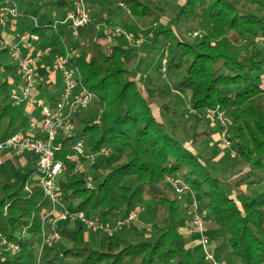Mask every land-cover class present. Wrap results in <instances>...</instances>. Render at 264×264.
Masks as SVG:
<instances>
[{
    "label": "trees",
    "instance_id": "trees-1",
    "mask_svg": "<svg viewBox=\"0 0 264 264\" xmlns=\"http://www.w3.org/2000/svg\"><path fill=\"white\" fill-rule=\"evenodd\" d=\"M32 1L37 3L36 11L20 15L36 16L40 27L31 30L41 41L49 40L58 54L64 53L72 29L59 26L54 31L51 24L53 14L70 9L72 0ZM159 2L88 0L90 8L94 4L102 13L93 16L92 12L91 22L79 28L69 48L78 51L71 62L95 96L101 123L86 110L80 112L74 133L60 136L56 153L66 166L59 181L65 205L71 202L74 210L98 214L102 222L110 223L139 212L152 200L157 204L154 216L150 224L135 227L130 234L124 230L118 237L99 235L97 249L86 245L84 225L71 228L70 222H61L57 229L62 239L48 249L44 264H212L187 239L189 233H197L191 213L185 211H190L195 193L217 259L221 261L220 248L228 246L239 264H264V192L254 194L248 188L264 183V0L180 2L170 23L176 26L183 20L200 38L194 43L176 38L169 25L159 24L152 35L153 51L147 55L173 41L175 45L165 72L149 73L142 70L140 60L131 67L136 54L123 44L105 48L98 27L104 23L114 27L118 22L113 15L120 7L126 8L119 22L126 28L128 14L134 20L158 19ZM60 84L62 89L61 76ZM55 86L47 76L39 78L37 91L53 107L61 95ZM13 90L8 80L0 83L1 141L30 131L31 116L24 103L10 101ZM152 105L157 106L159 119ZM216 107L230 122L234 151L246 165L228 187L209 168L211 158L199 149L213 135L201 114ZM79 139L84 140L86 153L109 148L110 155L118 151L119 158L108 164L99 157L95 169L83 159L87 165L75 171L73 146ZM37 171L30 168L17 188L0 184V234L21 246L0 264H24L29 243L42 236L44 217L53 206L39 182L30 180ZM181 176L189 186L186 202L169 181ZM87 180L97 183L88 187Z\"/></svg>",
    "mask_w": 264,
    "mask_h": 264
},
{
    "label": "built area",
    "instance_id": "built-area-1",
    "mask_svg": "<svg viewBox=\"0 0 264 264\" xmlns=\"http://www.w3.org/2000/svg\"><path fill=\"white\" fill-rule=\"evenodd\" d=\"M74 4L66 11L64 20H55L51 26L52 29H58L59 25L70 26L73 36H78L80 27L88 24L92 20V10L88 0H73ZM20 16V11L14 1L0 2V25L6 26L9 18L16 19ZM34 27H40L39 19L31 15ZM100 27V26H99ZM98 27V28H99ZM103 34V44L112 43L115 35L125 33L123 28L110 29L105 25ZM130 38V34H126ZM41 42V36L32 30L24 31L17 35L15 39L9 42L7 39H0V50H7L12 58L18 63V71L21 78V92L13 90L10 94L12 105H18L21 102H30L40 110V119H31L30 131L28 133L18 132L7 140H0V165L3 163V155L6 150L10 149L14 154H20L24 151H30L37 156V168L39 174V184L45 194L52 201V210L44 217L43 220V240L47 243L59 241L62 235L57 229L61 222H79L82 225L89 226L95 230L102 231L104 234L111 235L122 227L128 225L131 221L136 220L139 216L138 211H132L126 218L115 221L114 225H107L96 218H88L83 211L69 209L63 203L59 193L58 177L61 176L66 166L63 161L56 158V153L61 146L57 143L61 135H70L74 133V120L80 112L86 110L93 104L95 96L83 82L80 69L73 65L71 59L77 55V50L65 45V52L56 55L54 69L60 74L62 79L61 95L55 106L45 101L42 97L36 96L39 84L38 63L44 55H50L55 49L54 45H48L45 50L35 53V46ZM34 48V49H33ZM210 117H214L224 126V132H227V119L219 110L209 109L206 112ZM97 124L101 123V114L95 120ZM222 142L230 147L231 141L224 136ZM75 171H80L83 159L94 163L99 157H108L112 153L109 148L102 149L93 153H86L85 142L79 139L73 146ZM172 186L176 193L186 192L189 186L184 181L171 180ZM87 186L92 187V181L87 180ZM29 189V185H26ZM192 225L199 234L202 244L205 248V257L212 264H221L215 254L206 246L210 245V238L207 235L205 219L200 212L199 203L193 198L190 205ZM0 246L8 252H19L21 246L13 241L8 240L0 234Z\"/></svg>",
    "mask_w": 264,
    "mask_h": 264
},
{
    "label": "rangeland",
    "instance_id": "rangeland-1",
    "mask_svg": "<svg viewBox=\"0 0 264 264\" xmlns=\"http://www.w3.org/2000/svg\"><path fill=\"white\" fill-rule=\"evenodd\" d=\"M4 1H8V0H0V2H4ZM10 1H14L19 11L22 13L26 11L33 12V11H36L37 9V6H36L37 3L33 2L32 0H10ZM92 1L93 0H90L91 3ZM183 1L184 0H160L158 4V9H157L159 13L158 19L145 18L143 20H140V19L134 20V18L131 17L129 14L127 16L125 15L127 19V23L130 24L127 28L119 23L121 18L124 16L123 14L126 10L125 7H120V9L116 10L117 12H115L113 15L114 19H116V22L118 23L115 24L114 27L108 24H105V23L100 25L99 34L100 35L104 34V31L106 29L105 25L109 27L110 29H115L118 27L123 28L125 33H123L122 35L116 34L112 43L108 44L107 47L114 45L115 43H121L125 46V48H127V50H130L133 54H136V58L131 64V67H135L138 61L140 60V64L142 65L140 67L142 68L143 71L148 70L149 73H156L160 69L161 72H165V69H166L165 67L167 65L169 56L172 53V48H173V45H175V41L171 42V44L167 47L163 46V47L156 49L153 52V54H151V56L147 55L150 51H153L152 50V35L156 31V28L159 24L169 25L176 38H179V37L186 38L188 41L192 43L198 41V39L200 38V35L196 31L191 30L192 27L184 23L183 20L180 21L178 25L176 26L170 23V19L174 16L175 12L177 11L179 7L178 4ZM73 4H74V1H72L71 5ZM91 9H93L92 10L93 16H96L102 13V10L99 7H96L94 4H92ZM45 11L46 10L43 9V12ZM53 15H54L53 16L54 21L64 20V18L66 17V10L61 15H58L56 12ZM16 19L19 24L17 26L11 25L12 21H9V20L7 21L8 23L6 26L0 25V39L10 38V36H12V33H14V35L15 34L21 35L24 31L31 30L32 27H34V22L31 19V15H20ZM16 19H11V20H16ZM59 26H62L63 29H66L65 25H59ZM54 31H56V29H54ZM127 33L130 34L131 36L130 38L126 37ZM134 33H137V35H134ZM244 37L247 38L246 35H243V38ZM62 38H63L62 42L64 43L65 39L64 37ZM75 39L76 37L72 36L67 46L68 47L71 46L72 42ZM48 41L49 40H43V43L41 44L42 46H40L41 48L40 47L37 48V52H39L38 50H42V51L45 50V48L48 47L49 45ZM56 55H58V53L56 52L55 49L49 55L51 57V62L53 63V65L51 64L47 65V69L50 71L55 70L53 66H54V61L56 59ZM40 64L42 63L41 62L38 63L37 73H38V77L42 78L43 75L41 74V71H40ZM146 64H149V67H146ZM14 74L15 76L19 74L17 61L10 56L7 50L5 51L0 50V83L4 82L5 80H8L14 90H16L17 92H21L22 91L21 85L15 84L13 80H11V77ZM168 76L169 75H167L166 77L164 76V79L168 80L169 78ZM177 76H180V74H177ZM55 87H58L59 89H61V84L59 80H58V85ZM34 93L36 96H40L38 91H35ZM31 107L34 108L35 107L34 104L33 105L31 104ZM216 108H208L207 110L216 109ZM152 110H153V113L156 115V117L159 119L160 117H159V111H158L157 106L152 105ZM191 111L195 112L194 110H191ZM86 112L90 114L93 121H95L97 117H99V115L101 114L100 108L95 107L94 104L90 105L86 109ZM206 112L201 114V116L205 120V124H207V126L212 130L213 135L207 141L203 142L201 146L199 147V149L202 152H206L207 156L211 158V161L209 163V168H211L215 172V174L224 181L223 186L228 187L231 185L230 180L233 178V176L239 171L246 168V165L239 158L238 154L234 151L235 142L232 141L231 139L233 137V128L230 122L228 121L227 117L225 116V118L227 119V123H228L227 132L225 133L224 132L225 128L222 125V123H220V121L217 120L216 118L210 117ZM28 114L31 116V118H38L40 116V111L36 109L32 112H28ZM224 136H226L231 141L230 147L226 146L222 142V138ZM22 155L28 160L31 156V152L24 151ZM21 157L19 156L16 160H13V161L9 160L7 162H3L0 165V184L1 185L8 182L13 186V188H17L21 184L24 175L29 170L28 165L23 166L21 162ZM103 158H104V161H106L108 164L114 163L119 158V152L117 151L113 155H110L108 157H103ZM36 162H37V159H36ZM87 163H88L87 161H85V163H82L81 170L85 168ZM89 163L91 164L92 169H95L99 165L98 161L96 163H91V162ZM60 177H58V180H57L58 182L60 181ZM92 177H93V174H91L90 176L91 180H92ZM30 180L32 182L38 181L39 180L38 172H34L31 175ZM179 181H184L182 176L179 178ZM96 183L97 182L92 181L93 186L96 185ZM248 188L254 194L261 193V192H264V183L253 184V185H250ZM177 195L179 196L182 202H186L187 199L185 198L186 197L185 192L177 193ZM193 197L197 200L198 203L201 202L199 194L195 193ZM66 207L69 209H74V204L69 202L66 204ZM156 209H157L156 202L150 200L146 204L140 207L139 217L141 216V217H147V218L152 219ZM185 211L189 215V212H190L189 208H187ZM87 216L89 219L96 218L99 221H101V217L98 214L95 216L91 214H87ZM139 217L138 219L133 220L128 225L124 226V228L122 227L123 229L121 228L115 233L111 235H107V236H110V237L117 236L118 237L120 232L124 230H126L124 232H126L127 234H130L131 233L130 230H133L135 227L144 228L146 224L143 221H141ZM208 220H210V218H207V221ZM104 223L107 225V221L106 222L104 221ZM109 224L114 225L115 221L113 220ZM79 225H80L79 222L69 223V226L71 228L78 227ZM84 233H85L86 245L90 248L97 249L99 247L98 237L99 235H103L104 233L102 231L95 230L94 228L85 226V225H84ZM207 235L211 236V232L207 231ZM209 238H210V245L208 244L206 247L207 248L209 247V249L215 254L216 244L211 239V237ZM198 239H199L198 243L200 247L203 249V253H205V248H204V245L202 244L201 238H198ZM57 244H58L57 242H52V243L45 242L43 240V236H40L35 241H31V243H29L27 247V251L23 259L24 264H44V260L46 258L48 249L52 247L51 245H53L54 247V245L57 246ZM219 253H220L221 262H222L221 264H239V259L237 257H234L231 254L230 247L228 246L221 247ZM16 254L17 252L5 251V249L0 246V259L5 258V257L14 256Z\"/></svg>",
    "mask_w": 264,
    "mask_h": 264
},
{
    "label": "crops",
    "instance_id": "crops-1",
    "mask_svg": "<svg viewBox=\"0 0 264 264\" xmlns=\"http://www.w3.org/2000/svg\"><path fill=\"white\" fill-rule=\"evenodd\" d=\"M73 1V0H72ZM9 21H12L11 22V25H14V26H17V25H19L18 24V21H17V19L16 20H11L10 18L8 19ZM10 23V22H9ZM17 36V34H15L14 35V33H12V36H10V38H6L9 42H11V41H13L14 39H15V37ZM43 43V40L39 43V44H37L36 46H35V49L33 50L35 53L37 52V48L38 47H40V46H42L41 44ZM48 44L49 45H51L50 43H49V41H48ZM41 48V47H40ZM39 52H41L42 50H38ZM39 52H37V53H39ZM42 64H40V71H41V74L43 75V76H47L48 77V82H55V84L56 85H58V80L60 81V75H59V73H57L56 72V70H54V71H50V70H48L47 69V65L48 64H51V65H53V63L51 62V57L49 56V55H44V56H42L41 57V61H40ZM54 67V66H53ZM11 80H13V82L15 83V84H20L21 85V78H20V75L19 74H17L16 76H15V74L14 75H12V77H11ZM22 103V102H21ZM24 103V104H23ZM22 104L24 105V107H25V110L27 111V112H32V111H34V110H36V109H38V108H36V107H34V108H32L31 107V104H30V102H26V101H24ZM39 110V109H38ZM40 111V110H39ZM31 119H37V118H31ZM59 139V138H58ZM23 153V152H22ZM22 153H20V154H14V152L12 151V150H10V149H8L5 153H4V155H3V162H7V161H9V160H11V161H13V160H16L19 156L21 157V162H22V164H23V166H27L28 165V167H29V169L30 168H33V167H37V162H36V159H37V156L36 155H34V154H32L31 153V156H30V158L27 160V158H25L23 155H22ZM22 166V165H21ZM20 166V167H21ZM51 212V211H50ZM49 212V213H50ZM48 213V214H49ZM139 217V216H138ZM138 219V218H137ZM139 219L141 220V221H143L146 225H148V224H150V222H151V218H147V217H139ZM198 238H200V236H199V234L198 233H196V234H188L187 235V239H188V243H189V245L190 246H193L194 248H201L200 247V245H199V243H198V241H199V239ZM201 250H202V252H203V249L201 248Z\"/></svg>",
    "mask_w": 264,
    "mask_h": 264
}]
</instances>
